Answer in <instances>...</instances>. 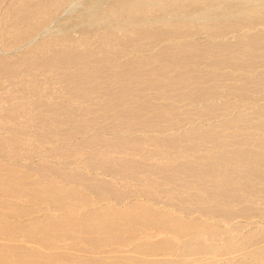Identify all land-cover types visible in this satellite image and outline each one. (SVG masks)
<instances>
[{"label": "bare ground", "instance_id": "bare-ground-1", "mask_svg": "<svg viewBox=\"0 0 264 264\" xmlns=\"http://www.w3.org/2000/svg\"><path fill=\"white\" fill-rule=\"evenodd\" d=\"M85 2L88 3L89 6L85 9L86 10L85 13L82 11L84 14L78 16L80 26H82L85 29L89 28L90 26L103 27L104 29L102 30L100 37L108 45L112 44L113 47L115 46L113 45L114 42H117V39L119 36V35L118 36L116 35L117 37L115 36L114 31L116 30H119V31L122 30L123 32H128L132 34L131 35V37L133 36L131 38L132 40L124 39V40H128L127 44H130L129 41L139 43L140 42L139 40L142 41L145 39L144 42L142 41L143 42L142 46L144 47L145 41L146 43L148 41H151L153 43L152 40H149L150 38L154 39V37L155 38L158 37L159 39V37H163L165 35L169 36L171 35L170 34L171 31L178 33V35H175V36H179L181 31H184L185 29L187 31V29L189 30V28H192V27H197L201 33L202 32H205V33L212 32L216 35L219 34V36L221 37L223 33L225 34L226 32L228 33L231 30V28L228 29L229 31L228 30L223 31L221 29L223 28L226 29L225 27L231 26L232 24L240 28L243 27L241 29H247L244 27L251 28V26L253 25H263L264 26V0H89ZM0 3H1V0H0ZM65 3H66V0H15V2L13 1L12 3L13 19L12 20H15L16 22L13 23L12 28L14 29H12L9 33L15 37L16 36H22L24 38L26 36L28 37L27 39L20 38V39H23L21 41L17 39L19 40V42H21L20 45L17 44L18 46L15 43L16 46L15 45L8 46L6 48L0 47V64H2L1 72L2 73L4 72V74H6L7 72L15 71L14 73H12V77L14 79L18 78V84L20 83V85H23V87H21L18 90L19 93L17 92L16 94L15 92L11 94L12 97L17 98V102L12 103L11 105L7 104V102L5 103H3V101L0 102V111L2 112L0 116V132H6V133L8 132L11 134L13 133L14 135L17 134L16 137L23 136L22 138L31 139L32 141H34L36 145H40V146H46V145L50 146L53 143L52 140L59 138V137H68L74 134L86 133V131L88 132L87 130L88 126L87 127L84 126L83 123L85 122L89 123L90 119L92 120V118L95 117L94 115L92 118L87 116L88 114L89 115L92 114V110L94 107H92V110L90 107H88L87 109L85 108L86 107V103H85L83 109H81L80 107V108H77L76 110L75 107L70 106L74 108L75 109L74 110L68 106V103L75 101V99H82V98H86V101L87 99L89 101L90 98H91L90 100H92L94 99L93 96L96 93L98 94L99 90H102L101 96H104L105 100H109V99H106V97L110 98L111 102H112V99H114L116 103L112 105L116 106L120 102V100L126 98L128 94L131 95L132 87H134L132 83L133 79H140L142 75H145V76L147 75L146 77H149L151 80V81L148 80L151 83V85L150 83L147 84L151 87L149 86L147 87L144 85L145 87H147L145 89L143 86V88L145 89V92L147 90L149 91L152 90V91H157V92L159 91L158 93H161L162 96L164 95V98L169 97L168 94L172 95L170 92H175L173 93L174 95L173 99L176 98L177 100L178 98H180L179 101H185L193 97L194 99L192 98L191 101L196 100L195 102H197V100H199L200 102H203L202 100H204L205 102V101H208L209 99L216 97V95H220L222 93L227 92V91H224L221 93L219 91L220 92L219 94V92H217L218 90H215L216 93L218 94L216 93L214 94L213 91L211 92V90L210 91L207 90L208 87L209 88L216 87L214 84H212L211 86L209 81H216V79L220 78V75L218 74L216 76L212 74L209 78H204L205 76L207 77L208 75V74L206 75V72L203 71L205 73L204 74L205 76L202 77L199 75L200 72L203 73L202 71L199 72L198 70H196L199 73V74H196L197 72L195 71V69L193 70L192 68L191 70L196 72L195 73L196 77H194V74H193V77L196 79L192 82V84L197 85L192 90H190L192 88V84H190L191 82L187 83L188 89H186L187 88L186 85L184 87L183 86L181 87V85L184 84L185 81L191 80V79H188L187 77H184V75L188 74L189 71L187 73H184L182 71L179 72L180 70L179 71L177 70L178 73L180 74L176 73L177 72L176 71L175 72L176 74L174 75L172 74L170 76L168 75L169 71L166 70L167 67H169L170 69L171 68L170 66L172 65H177V64L179 65L183 61L182 59L186 54L192 55L191 52H194L196 50L202 51L204 45H206V43L208 42L206 41L204 45L202 44L203 42L202 43L199 42L198 44H194L195 42H191L188 44L180 43L178 44V46L177 45L175 46L177 48H174L176 51H178V53L173 48L172 50L164 46L163 48L161 47L162 48V50L160 49L161 52L156 51V54L159 53L158 55L155 54L156 56L154 57L152 56L150 59H146V60H141V59L132 60L131 59L127 61V63L125 62L126 64L122 63L125 66L123 69L116 68L117 70H115V68L113 69V67H111L113 70H106L107 67L110 68V65H108L107 67L105 66L106 68L103 65L102 67H99V68L87 70L86 69L87 64L85 63L87 61L89 62L91 59L87 60L86 62L84 61L85 63L83 62L84 64L82 63L83 65L81 66H79L77 62L76 65H78L79 67L76 66V69L78 68L79 71L84 70L85 72L81 75V77H79L76 80L75 83H73L74 86L72 88L67 89V90L65 89L66 92L62 88V90L65 93L62 92V90L58 91V92H62L63 96L61 97H65L67 98V100L66 99L64 100L61 98L63 101L59 103V101L61 100L59 98L60 100L57 99L58 102H54L53 100L54 95L50 93L51 97L47 96V99L49 98L51 99V101L43 102V100L45 99L44 93L40 92L36 87H33L35 84H37L35 82L37 80H34L32 76L33 75L40 76L39 74L43 72H50V73L52 72L56 74L57 76L61 75L63 78L68 77L69 78L68 81H69L70 80V76L68 74L69 71L67 72L66 69L67 67L73 65V63L78 59V57L75 56V54L74 55L70 54L71 53L70 51H69L70 53L68 51L60 52V53L54 52L51 55L46 54L48 57L46 56L43 62H38L39 64L38 63L33 64V63H30V61L28 62L26 60L12 61L10 60V58H12V55L15 54L16 52L18 53L19 49L22 48L23 45H27V47L29 45H32V47L37 49V51L45 52V51H48L50 48L53 49L56 45H60V43H63V44H65L64 42H66L67 44L73 43V42L75 43L76 41L74 40L72 41L71 38L70 40L68 39L67 37L68 34L65 30H63V28L62 29L57 28L54 30L52 29L53 27L51 28L49 24H47L49 20H52L53 16H55L54 13L60 10L63 6H65L64 5ZM62 10H65V8ZM1 17L2 16L0 15V18ZM56 17H59V16H56ZM6 23H7L6 21H5V24L3 23L4 26L6 25ZM19 27L22 28L23 30L22 29L20 30ZM253 27L251 29L254 30ZM50 28L52 30H50ZM197 28H196V31H198ZM159 29L160 31H157ZM262 29H258V30L262 31ZM231 31L234 34L235 32H238L240 30H231ZM241 31L244 32V33L242 32V35L237 34L238 35L237 37L241 36L239 42L238 40H236L237 41L236 43V41L233 40L232 42L235 41V43L232 44V42L230 41V44H229L228 42L229 38L227 40H222L219 44H216L217 43L216 42L215 43L216 45H211V42H209L210 44L209 47L207 46L208 45L207 44L206 45L207 47L205 46L204 50L206 48L209 49L211 46H213L211 47V51L208 50L209 52L207 53L212 52L213 51L212 48H214L215 53L217 51H219L220 53V51L224 48L225 49L227 48L228 51L230 50L231 53H233L232 51L234 50L236 51V49L238 50L240 48H244L248 46L250 47L249 49H252L251 45L246 46L247 43L252 42L251 40L249 41V39L252 38L251 35L247 36V33L245 32V30H241ZM1 32L2 30L0 31V33ZM87 32H84L83 34L82 33L81 34L85 35V33L87 34ZM174 32L172 34H174ZM259 32L258 34L260 35L261 33ZM183 33H181V35L186 36L188 33H190V30L189 32H186L185 34ZM229 33L230 35H232L231 32ZM249 33L251 34L252 32H249ZM262 33H264V31ZM96 34H99V33H96ZM122 34L124 35L126 33H122ZM254 34L255 33H253V35ZM187 36H192V35L189 34ZM253 37L254 39H256V38H259L260 36L255 38V35H254ZM125 38H128V37L125 36ZM261 38L264 41L263 37ZM254 39L253 41H257V39L256 40ZM119 40H121L120 41V45H121L124 41L122 42L123 39H118V41ZM167 40H170V39H167ZM84 42H81L83 46H84ZM150 43H147V45ZM79 44L78 46H81ZM21 45L22 47H19ZM68 45H71V44H68ZM117 45H119V43H117ZM123 45L126 46V44H123ZM140 45L141 44H139V46L137 47H140ZM147 45L145 46L149 48V46ZM72 46H74V44ZM112 46H110V49ZM131 46L133 47V45ZM255 46H257V43L254 44V47ZM128 47L130 48V46ZM137 47L135 46L134 48H137ZM152 47L153 46L151 45V48ZM140 48L141 49L139 50H142V49L143 51L146 50L142 47ZM260 48L264 49V43H262V46ZM215 49L217 50L215 51ZM148 50H150V48ZM224 50H223V53H224ZM247 50L246 52L249 51ZM253 50L255 51V48H253L250 51H253ZM134 51H137V50H134ZM240 51L242 50H239V52ZM246 52H244V49H243V52L242 53L240 52V53L243 54ZM196 53L192 55V56L195 55L194 59L196 57H199L201 54V53L200 54L197 53L198 55L197 56ZM207 53L205 55H207ZM261 53H263L262 55H264V52H261ZM87 54L90 55V52H88ZM87 54H84V55H87ZM210 54H209V57L211 55H216L214 53L211 55ZM249 54L251 55L252 52L251 53L249 52ZM256 54L257 53H254L253 55L255 56ZM81 55H78V56L80 57ZM259 55H260V52L259 54H257V56ZM234 56L236 57V55H233L231 57L232 60L233 59L235 60ZM218 57L220 58V55ZM239 57L241 58V56H238V58ZM261 57L264 58L263 56ZM84 58L85 57H83L82 59ZM226 58L227 57L224 56L225 60ZM206 59L209 60V58H206ZM206 59L205 61L207 62ZM222 59L220 60L218 59L217 61V58H216L215 61L213 60L214 62L210 60L207 62V64L204 63L205 61L204 62L202 60L200 61H202L206 65H208V63L212 61V64L210 66L212 65L219 66L220 64H222L224 60ZM157 60L159 62H156ZM227 60L224 61L223 63L228 64L227 62H229L230 60L229 61ZM117 61L118 60H115V62ZM196 61L198 63L200 62L199 60H196ZM245 61L246 59L245 60L243 59L241 63ZM256 61L253 60V62H256ZM234 62H237V61H234ZM234 62L231 63L233 66H230V67L234 68L237 66L236 63H235L236 66L233 64ZM253 62L252 63L245 62L246 64H243V63L242 64L243 66L245 65L244 67H246L248 64H251V65H248V68L252 66L254 67V64H259L260 66V63H261L260 61H259L260 63H257V62L253 63ZM122 64L120 66L121 68L123 66ZM22 65L27 66L26 67V69H28L27 72H24V73H19L20 71L17 72L18 70L17 67L22 66ZM229 65L230 63L228 64V67ZM239 65L238 67L241 66ZM217 66L216 67L214 66V67L217 68ZM223 66L224 64H222V67ZM163 67H164V71H162ZM182 67H185V66H182ZM194 67H195V64H194ZM219 67L221 68V66ZM177 68H175L174 71ZM72 69L75 71L74 68ZM184 69H186V67ZM172 70L170 71L172 72ZM237 70H240V69H237ZM34 72H36V74H34ZM247 72L249 71L247 70ZM72 73L73 72H71L70 74ZM207 73H210V72H207ZM263 73L264 72L261 73L263 76L260 73L258 74V75H261V77L257 76L256 74L255 76L256 78L254 79L252 78V80L250 81L247 80L249 79V77L247 78L246 75H244L247 79H245L244 77L243 81L245 80L248 83L247 85L248 86L250 85L249 87L251 86L253 87L254 85L259 86L258 84L261 85L262 83H264ZM78 74H80V72ZM166 74L168 75V77H166ZM225 74L226 73L223 72V75ZM227 74L231 75L230 72ZM28 75L30 76V78L25 79V80L21 79L24 76H28ZM48 75H51V74H48ZM197 75L199 76L197 77ZM225 76H229V75H225ZM225 76H223L224 79H225ZM232 76L233 75L229 77H232ZM237 77L239 78L240 76L238 75ZM60 78L61 77H59V79ZM143 78H141V80ZM198 78H199V81H197ZM233 78L238 80V78H236L234 75V77L230 78V81ZM63 80L64 79H62V81ZM240 80H242L241 77H240ZM218 81L220 80L218 79ZM232 81L234 82L235 80H232ZM124 82H126L127 84V85H124V87L116 86L114 88H111L110 86L112 85V83H115V85H119L118 83H124ZM140 82H143V81H139V83ZM216 82H212V83H215L217 85ZM246 82L242 86V89L246 85ZM225 83L224 84L222 83L223 85H225V87L221 85L224 88H222L221 86L217 88L225 89L227 87L226 89L228 90L229 83L228 84L227 83L225 84ZM188 84L191 85L190 89H189ZM67 85H70V84H67ZM219 85L220 84L218 83V86ZM232 85L233 84H231L230 86ZM233 87L234 88L237 87V84H235ZM233 87L231 88L234 89ZM144 89L140 87V89L136 90L137 93L135 94L133 93L132 96L135 95V97L139 98V100L142 99ZM234 91L231 90L230 93L229 92L228 93L231 94V92L233 93ZM157 92L155 96L158 97L159 100L160 98L164 100L162 96L161 97L159 96L161 94L157 96ZM56 93L54 91V94ZM190 93H192L191 97L189 98L187 97L188 99L186 98L184 100L185 96L187 95L190 96L189 95ZM150 94L153 95V93L148 92V95L150 97H151ZM241 95H242V92H241ZM59 96H60V93H59ZM101 96L98 98L99 100L101 99L100 101L98 100L97 102L98 104L99 102H102L104 100ZM181 97H182V100H181ZM18 99H19V102H18ZM131 99H125L122 101L123 103L121 102L120 103L121 105L122 104L125 105L124 102H131ZM90 102L91 101H89L88 103L91 105ZM137 102H140V101H133L131 102V104L132 103L137 104ZM151 102L153 101H147L146 103L140 102V104L138 105H132L125 109L122 108L123 110L120 109L121 111L116 110V111H119L117 112V115H119L122 120H125V122L126 121L129 122V123L127 122L126 124H124V125L128 124V126L127 127L125 126V128L127 129L131 128L132 130L133 129L137 130V128L135 127V124L139 125L143 123L144 125L142 124V128H139L138 130L144 131V128L146 127V125L148 128L149 127L155 128L158 124H160L159 122H163L164 124L165 122L169 123L168 120H174L177 117H178L177 121L181 119V116L183 114L181 110L179 113H182V114H179L177 112H174V113L172 112L170 114H168L169 112L168 113L167 112L166 113L156 112L152 116H149V114H151L154 111L153 106L150 107L149 104H147V103H150L151 105ZM81 103H83V101H81ZM105 103L107 104L108 102L106 101ZM209 103L211 102H208V106H206L205 108L201 106L202 108H204V110H208V112L203 113V115L200 113L203 110H201L200 108H199L200 110L198 109L199 110L198 113L202 115L200 117L205 118L207 120H213V119L218 120L222 118L224 114L216 110L219 104L217 103L218 105L216 106L214 105V103L210 105ZM223 103L221 104V106H224ZM75 104H76V101H75ZM94 104L92 106H95ZM109 105L110 106L108 109L110 111H113L112 109H110L112 105L111 104ZM225 105H228V103L227 104L225 103ZM157 106L159 107V103H157ZM229 106L230 104L228 105V107ZM158 107H157V110H158ZM170 107L169 109L171 110L172 109L176 110L177 108V106H172L176 108H170ZM102 108L101 110L99 109L98 110L102 111ZM165 108H167L166 104H165ZM165 108H162V109H165ZM223 108L226 109L225 106ZM185 109L186 108H184V110ZM96 110L97 109L95 108V112ZM190 111L189 110L187 111L188 114L191 113ZM103 113H105V110L103 111ZM115 113L113 112V114ZM97 114H96V117H98ZM99 114L101 113L99 112ZM111 114L109 116H111L112 118L113 114L112 115ZM194 115L198 116L197 113L196 114L192 113V116ZM226 115H229V114H226ZM104 116H107V115H104ZM114 116L119 118V116H116V115ZM85 117H87V119ZM184 117L187 118L189 116L187 115ZM84 118L88 121L84 120ZM189 118H192V117H189ZM195 118L196 117L194 116V119ZM254 120H264V108L260 112L255 114V116H249V115L240 113L236 115L233 119L231 118V120L229 121L222 120L221 123H218L215 125L212 124L211 126L230 128V127H237V126L244 124L245 122L254 121ZM122 122L120 121L118 123L120 124ZM138 122H142V123H138ZM113 123H115V121ZM167 123H166V127L168 128V126L171 127L173 124L178 123V122H175V123L172 122V125H169V124L167 125ZM179 124L178 125L176 124V126L178 127ZM121 125L122 124H120V126ZM174 126L175 125H173V127ZM166 127L164 129H166ZM194 131L200 132L201 130L199 128H196ZM186 132H189V130ZM247 133L249 136H251V134L254 135L255 133L264 134V128L262 130H252L251 132H247ZM247 133L246 132L245 133L243 132L235 133L237 135L234 134L233 137H231V139H227L228 137L226 138L199 137L195 139L193 137L190 138L187 136L183 137L182 139H168V140H165L164 143L154 144L153 145L154 149H149L150 151L143 152V154L141 155L138 154L137 152L138 157L136 156L133 157L135 155V154L133 155V153H127L126 157L121 156V158L118 157L119 159L107 157L102 160L101 162L102 168L103 167L107 168L111 172L121 176L120 178L125 183H134V186L138 187L139 190L143 193V195H145L152 201V204L139 202V201H129L127 205H125L124 207L123 205L121 207H113V206L97 207V208L91 207V203L89 204L87 202L88 200L84 199L81 196V192L79 190L78 192L77 189L73 187L72 188L65 187L64 185L60 183V180L58 181L57 179H52V178L51 179L50 178L40 179L35 176L38 174L44 175L45 172H49L51 174L56 173V175L58 176L59 175L62 177L64 176L68 182L69 181L75 182V180H79V179L86 181L89 183V186L92 187V189H94V191L97 193V197L100 202H108V203L116 204V203H120L124 201L128 196H126V194L120 190H117V189L114 190L113 188H110L109 186L105 185L106 183L103 184L104 182H102L99 179L79 178V173L77 172L72 173V174L66 173V175H64L65 174L64 173L61 175L60 172L58 171L49 170L46 168L44 169V168H41L42 166L40 168L38 166H33L30 168L27 167L28 169L22 170V169L17 168L20 166L15 167V166L8 165L7 162H6L7 164H4L0 161V240L8 241L6 243H4V241L0 242V264H171L174 262L178 263L180 261L179 258H182V257L183 258L181 261L185 262L184 264H251V262L248 260H245V259L237 260L238 258H235L237 256H243V255H248L255 260L264 261V232H262L261 234L257 236H255L254 233L249 232L247 233L246 236L234 242H232L231 238L227 237L225 239H222L221 247H217L216 245H213V244L212 245L203 244L201 240H198L197 242H194V240H189V242H187L186 238H189L192 236H199L201 235V233H204V232H206L208 237L216 241L218 234L220 236L222 232L226 234L227 231L221 230L220 227L214 222L204 223V222L199 221L200 219L197 220L196 218H192L190 221H185L182 219L183 218L182 216L174 215L173 213H169L166 210H164V208L156 207L158 206L159 202L162 203L160 201L161 199L164 200L165 198H168V200H171V201L176 200V202L180 204L178 206H175V208L178 209L179 212L188 213L189 211H198V212H201L206 218H210V219L219 217V218H222L228 221H232L234 218H239V219L247 218L246 220H249L248 218H252L254 215L256 216V214H254V212H252V210H250L249 207L247 206L246 207L244 206L245 208L243 207V208H234V209L233 208L232 209L230 208L221 209V206L236 205V204H241L245 202L243 201V199H241L242 195L250 196V199H251V197H253L252 195H255V193L256 194L259 193L261 194L260 196L261 199H259L261 201L258 200V202L260 203L264 202L262 201L264 199V171L263 169L262 171L257 170L258 168H261V167L264 168V137L263 138L261 137L262 139H258L259 137L256 138L253 136L254 139H250V137L248 138V136H245L247 135ZM11 138L12 137L8 135L7 136L0 135V148L3 149L7 145H13L10 143H14L15 141H12ZM18 143L20 144V141ZM206 143L212 144V147L209 146V148L203 149V147H208V146H204ZM19 144L17 145V147L19 146ZM234 146H237V148H232ZM170 148L179 149L178 152H180V154L187 155V156L189 155V156L187 157V159L186 157H178V156L171 157L169 154L170 153L169 150H172V149ZM166 149H169L168 150L169 153ZM142 150L143 149L136 150V151H139L140 153V151ZM5 152H7V150ZM9 153L10 151L8 152V154ZM171 153H175V152L171 151ZM16 154H19V153H16ZM62 154L67 155V156L64 155V157H69L68 153H62ZM62 154H58L57 152H55L53 156L61 157L63 156ZM23 158H25V156L22 157V159ZM137 158H139L140 160ZM156 158H160L162 159V161L152 163V161ZM68 160L70 159L68 158ZM68 160H66V162H68ZM86 162L89 163V161H86ZM14 164L15 163L13 162V165ZM228 164H230L231 166L233 164L237 166L243 165L244 167L248 165H252L255 167L251 169V171H250V168L249 169L247 168V170L250 171L248 172L247 170H245L247 171V173L243 170V172L245 173L232 174V173L227 172V170H222V169H225V167L228 166ZM134 175H136L139 178H135ZM62 177H59V178H62ZM164 181H168L167 182L168 184H171V182L179 183L176 185L180 186L182 190H179L180 191L179 192L178 189L176 188V191H175L174 190L175 188L173 186H169L172 189L169 188L170 190L168 189L169 191H167L168 187L166 186V189L164 192V187H165L164 184L166 183V182L164 183ZM175 183L172 185H175ZM258 185H260L261 188L259 186V189L257 190L256 188H258ZM171 190H174V191H171ZM256 198H259V197H256ZM84 200L86 202H84ZM27 201H30V202L34 201V203L35 201H39L41 203L47 204V206L51 208L52 210L61 211V212L67 209L83 208L84 210L79 211L77 213L69 212V211L63 212L57 216L49 215L47 213L38 214V211L35 208V206L32 208H28L27 206L20 205L22 203H26ZM253 201L254 200H252V202ZM154 202L156 203L154 204ZM254 202H257V200ZM187 205H196V206H192L193 208H186L188 207ZM261 212H259L261 213V215L257 214L259 215L257 217H261L263 219L264 211H261ZM251 214H254V215L252 216ZM146 228L154 229L158 232H167L168 234H171L172 237L174 236L175 238H178V239L180 238L181 240L182 239L184 240L178 247L174 245L175 242L173 240H166V239L164 240V238L163 239L161 238L159 240H156V239L152 240L150 236L148 237V234L144 233ZM239 229L240 227H235L233 230L239 231ZM21 238H23V240H21ZM65 240H69L70 242L72 241L73 243H68V244H63V245L59 244L60 242H63ZM74 241L77 242V244L74 243ZM68 246H70V248H68ZM86 246L92 248L95 251L81 250L82 248ZM176 250H178L179 252L177 251V253L181 255L179 258H177L178 261L174 260L173 257H171L177 254ZM245 251H248V252L246 253ZM158 255H162V257L164 258L153 257V256H158ZM194 255L197 259H192V260L190 259V261L188 260L189 258L187 259L188 261L185 259V257L187 256L193 257ZM167 257L170 260L166 259ZM202 258H205V259H202ZM175 259H176V256H175Z\"/></svg>", "mask_w": 264, "mask_h": 264}, {"label": "rangeland", "instance_id": "rangeland-1", "mask_svg": "<svg viewBox=\"0 0 264 264\" xmlns=\"http://www.w3.org/2000/svg\"><path fill=\"white\" fill-rule=\"evenodd\" d=\"M13 1L15 2V0H1V3H0V15L2 16L0 19V31L2 30V32L0 33V47H4V48H6V47H8V46H14L15 45V43H16V45L18 44V45H20L21 44V42H19V40L21 41V40H23V39H27V37L28 36H26L25 38L24 37H22V36H13V35H11L9 32L12 30V29H14V28H12L13 27V23H15L16 21L15 20H12L13 19V11H12V3H13ZM85 1H89V0H66V3L64 4L65 6H63L60 10H58V11H56L55 13H54V15L55 16H53V19L52 20H49V22L47 23V24H49V26L52 28V29H57V28H60V29H62L63 28V30H65L66 32H67V37H68V39L70 40V38L72 39V41L74 40V41H76L75 43L73 42V43H68V44H71V45H68L66 42H64L65 44H63V43H60V45H56L53 49H49L48 51H45V52H39V51H37V49H35L34 47H32V45H29L28 47H27V45H23V47H22V45L21 46H19V47H22V48H20L19 49V51H18V53L16 52L15 54H13L12 55V58H10V60H12V61H16V60H26V61H30V63H33V64H35V63H38V62H43L44 61V58L47 56V55H51L52 53H54V52H69L70 54H72V55H74L75 54V56H77L78 57V59L73 63V65H71V66H69V67H67V69H66V71L68 72L69 71V76H70V80L68 81V77H62L61 75L59 76H57L56 74H54V73H50V72H43V73H41V74H39L40 76H38V75H33L32 77H33V79L34 80H37V81H35L37 84H35L33 87H36L40 92H42V93H44V100H43V102H45V101H51V99H47V96H49V97H51L50 95L51 94H53L54 96H53V100H54V102H58V100H60L61 98L62 99H66L67 100V98H65V97H61V96H63L62 95V92H64L63 90H67V89H70V88H72L73 86H74V84L73 83H75L76 82V80L79 78V77H81V75L85 72L84 70H82V71H79L78 70V68L76 69V66L77 67H79V66H81V65H83L87 60H90L89 62L87 61L85 64H87V67H86V69L88 70H92V69H95V68H99V67H102L103 65H104V67L106 66H108V65H110V68L111 67H113V69L115 68V70H117L118 68L119 69H123L125 66L123 65L125 62L127 63V61H129V60H134V59H141V60H146V59H150L152 56L154 57V56H156V55H158L159 53H157L156 54V51H160V49L162 50V48L164 47V46H166V47H168L169 49H174V48H177V47H175L176 45L178 46V44H180V43H191V42H195L194 44H198L199 42L200 43H202L203 45H204V43L206 42V41H208L207 43H206V45L209 47V42H211V45H216V44H219L222 40H227L228 38V42H229V44H230V41L232 42L233 40H238V42H239V40H240V37L241 36H239V37H237L238 35H242V32L243 31H241V30H245V32L247 33V36H250L251 35V37L254 39V35H255V38L256 37H259V38H256L257 39V41H253V39L251 38V37H249V38H251V39H249V41L251 40L252 42H250V43H247V45L246 46H248V45H251V48L253 49V48H255V51L253 50V51H250V50H252V49H249L250 47L248 46V47H244V48H240V49H236V51L235 52H239V50H242V51H240L241 53L243 52V49H244V52H246V50L248 51V52H246V53H243V54H241L240 52L238 53H235L234 51H232L233 53H231V51L229 50H227V48L224 50V49H220L221 51H220V53H219V51H217L216 53L214 52V48H212L213 49V51L212 52H210L211 54H216V55H211L210 53H207V52H209V51H211V47H213V46H211L209 49H205L204 50V47L206 46V45H204V47H203V50L202 51H198V50H196V51H194L195 53L197 52V53H201L202 54V56H201V54H200V56L199 57H196L195 59H194V56H192L193 54H195L194 52H191L192 53V55L191 54H186L184 57H183V61L181 62V63H185V65H184V63L183 64H177V65H172V66H170L171 68L169 69V67H167V71H169L168 72V75L170 76V75H174V74H176V73H178V71L179 72H184V73H187L188 71L190 72H188V74H190V75H188V74H183L184 75V77H187L188 79H191V80H187V81H185V83L184 84H182L181 85V87L183 86H185L186 85V87H187V83L188 82H191L190 84H192V82L196 79V78H194V77H196V75H195V73L197 72L196 70H198L199 72L200 71H204V72H206V75H207V77L204 75L205 73L203 72V73H201L200 72V74L197 72L196 74H199L200 76H202V77H204V78H209L212 74H214L215 76L218 74V75H220V78H222V79H220V78H218L220 81H218V79H216V81H209L210 82V84H211V86H212V84H214L216 87H214V85H213V87L215 88H207V90L208 91H210L211 90V92L213 91L214 92V94L216 93V91L215 90H218L217 92H224V91H227L226 93H222V94H220V92H219V94L220 95H216V97H214V98H212V96H211V98L212 99H209L208 101H205L204 102V100H202L203 102H200L199 100H197V102H195L196 100H194V101H191L192 100V98H189V97H191V94L192 93H190L189 95L190 96H185V98H184V100L187 98L188 100H185V101H179L180 100V98H178L177 100H176V98H174L173 99V97H174V95H173V93H175V92H170L172 95H170V94H168L169 95V97H166V98H168V99H166V98H164V95L162 96V94L161 93H158L157 91H149V90H147L146 92H145V89L149 86V85H147V84H149L150 82L148 81V80H150V78L149 77H146L145 75H142V77L141 78H143L142 80H141V78L140 79H133V81H132V83H133V86L134 87H132V93H131V95H127V97L126 98H124V99H122V100H120V102L121 103H123L122 101L123 100H125V99H131V102H133V101H140L141 103H146L147 101H153V102H151V105H150V103H147V104H149V106L150 107H152L153 106V108H154V111L151 113V114H149V116H152L154 113H158V112H164V113H168V114H170V113H174V112H177V113H179L180 112V110L182 111V113L184 114V112L186 111H190L191 113H189L188 114V112L186 113L185 112V114H184V116H189V117H192L193 118V120H192V118H189V117H187V118H185L184 116H183V114L182 113H179V114H182V116H181V119L183 120H181V119H179L178 121H177V118L176 119H174V120H168V122L169 123H167V122H165L164 124H163V122H159L160 124H158L155 128H148L147 127V125H146V127L144 128V131H139L138 129L139 128H142V122H138V123H142V124H135V127L137 128V130L136 129H131V128H129V129H127V128H125V126L127 127L128 126V124L127 125H124V124H126L128 121H126L125 122V120H122L121 119V117L119 116V115H117V112H119V111H121V110H123V109H125V108H128V107H130V106H132V105H138V104H140V102H137V104H131V102H124L125 103V105H121V103L119 102L118 104H119V106H118V104L116 105V106H114V105H112V104H114V103H116L115 101H114V99H112V102H111V99L110 98H108V97H106V99H109V100H105V97L104 96H101V92H102V90H99L98 91V94L96 93L93 97H94V99H92V100H90L89 99V101H91L90 103H91V105L88 103L89 101H88V99H87V101H86V98H82V99H75V101H76V104H75V101H72V102H67L68 103V106L70 107V106H72V107H75V109L77 110V108H80L81 107V109H83L84 108V105H85V103H86V107L85 108H87L88 109V107H90L91 108V110H92V107H94L93 108V110H92V114L91 115H87L88 117H90V118H92L93 117V115L96 117V114L98 113L99 114V112L101 113V114H97V116L98 117H96V119H95V117L94 118H92V120L90 119V121H89V123H87V122H85V123H83L84 124V126H88L87 127V130H88V132L86 131V133H82V134H74V135H71V136H68V137H59V138H56V139H53L52 140V144L49 146V145H46V146H40V145H36L35 143H34V141H32L31 139H27V138H22L21 136H18V137H16V135H14L13 133L11 134V133H6V132H0V135H2V136H10V137H12L11 138V140L12 141H15L14 143H10V144H13V145H7L6 147H4L3 149H5V150H3L2 148H0V161L2 162V163H4V164H7L8 163V165H11V166H15V167H17V166H20V167H17V168H19V169H28L27 167H33V166H38L39 168L41 167V168H46V169H49V170H55V171H58V172H60V174L62 175V174H64V175H66V173L67 174H72V173H75V172H77V173H79V178H88V179H99V180H101L102 182H104L103 184H105V185H107V186H109L110 188H113L114 190H120V191H122V192H124L125 194H126V196H128L124 201H122V202H120V203H116V204H113V203H108V202H100L99 200H98V197H97V193L94 191V189H92V187H90L89 186V183L88 182H86V181H83V180H75V182L73 181H67V179L63 176H58V175H56V173L55 174H51V173H49V172H45L44 173V175L43 174H38V175H36L35 177H37V178H40V179H57L58 181L60 180V183L62 184V185H64L65 187H70V188H75V189H77V191L79 190L80 192H81V196L84 198V199H86V200H88L87 202L90 204L91 203V207H107V206H113V207H121L122 205H123V207L125 206V205H127V203L129 202V201H139V202H144V203H148V204H152V201L148 198V197H146L145 195H143V193L139 190V188L138 187H136V186H134V183H125L120 177L121 176H119V175H117V174H115V173H113V172H111L109 169H107V168H102L101 167V165H102V160L104 159V158H107V157H109V158H121V156H125L126 157V155H127V153H133V157H138V154H143V152H148V151H150L149 149H154V147H153V145L154 144H156V143H164V141L165 140H168V139H182L183 137H193V138H195V139H197V138H199V137H218V138H221V137H223V138H226V137H228L227 139H231V137H233V135L235 134V133H239V132H243V133H247V132H251L252 130H262L263 128H264V120H254V121H249V122H245L244 124H242V125H240V126H237V127H230V128H227V127H212L211 125L213 124V125H215V124H218V123H221L222 122V120H224V121H229V120H231V118L233 119L236 115H238V114H246V115H249V116H255V114H257L258 112H260L263 108H264V83H262L261 85L260 84H258L259 86H251V87H249L247 84V82L244 80L243 81V79H244V75H246V77L248 78L249 77V79H247L246 77H245V79H247V80H252V78L254 79V78H256L255 76H256V74H257V76H260L261 77V73L262 72H264V58H262L261 56H263L264 57V55H262L263 53H261V52H264V49H261L260 47L262 46V43H264V41L262 40V38L261 37H263V39H264V36H262V35H264V33H262L263 31H264V26L263 25H253V26H251V28L253 27L254 28V30L253 29H251L250 27H244V28H247V29H241V28H243V27H238V26H234V24H232L231 26H227V27H225L226 29H221V30H223V31H227L228 29H230L231 28V30H240V31H238V32H235L234 34L232 33V31L230 30H228L229 32H231V34L232 35H230V33L228 32H226V34L225 33H223L222 35H221V37L219 36V34H217L218 35V37H217V35L216 34H214V33H212V35H211V33H205V32H200L199 31V29L197 28V27H192V28H189V30H190V33H188L187 35H192V36H185V35H181V33H183V32H189V30L187 29V31H186V29L184 30V31H181V33H180V37L179 36H175V35H178V33H176V32H174V31H171V35H169V36H163V37H159V39H158V37H154V39L152 38H150L149 40H152L153 41V43L151 42V41H148L147 43H150V44H148L147 45V43H146V41H145V45H147V46H149V48H150V50H148L149 48L148 47H146L145 45H144V47H146V48H144L143 46H142V44H143V42H144V40H139L140 42L139 43H135V42H133V41H129L130 42V44H127V41L128 40H132L131 38L133 37H131V35L132 34H130V33H128V32H123L122 30H116V31H114V34H115V36L117 35H119V36H121V37H119L118 36V39H123L122 40V44L120 45V41L121 40H119L118 41V39H117V42H114V44L113 45H117V43H119V45H117L116 47L114 46H112V44H110V45H108L107 43H105L102 39H101V33H102V30L104 29L103 27H99V26H96V27H93V26H90L89 28H83L82 26H80V24H79V18H78V16L79 15H82V14H84L85 12H86V8L89 6V4L88 3H86ZM10 3V4H9ZM86 3V4H85ZM10 5V6H9ZM86 5V6H85ZM9 7V8H8ZM72 7V8H71ZM84 7V8H83ZM65 8V10H62V9H64ZM76 9V10H75ZM81 10V11H80ZM59 11H61V12H59ZM84 13H83V12ZM67 12V13H66ZM8 13V14H7ZM3 14V15H2ZM5 14H6V16H5ZM71 15V16H70ZM56 16H59V17H56ZM76 16V17H75ZM6 18V19H5ZM9 18H10V20H9ZM55 18H57V19H55ZM75 18V19H74ZM5 19V20H4ZM8 20V21H7ZM54 20V21H53ZM68 22H67V21ZM5 21L7 22L6 23V25L4 26V24H5ZM66 23H64V22ZM70 22V23H69ZM4 23V24H3ZM67 23H69V24H67ZM10 26H9V25ZM74 24V25H73ZM65 25V26H64ZM8 26V27H7ZM57 26H59V27H57ZM75 26V27H74ZM77 26V27H76ZM259 26H261V27H259ZM6 27V28H5ZM10 27H11V29H10ZM55 27V28H54ZM72 27V28H71ZM98 27V28H97ZM233 27V28H232ZM256 27V28H255ZM8 28V29H7ZM50 28V30H52ZM65 28V29H64ZM68 30H67V29ZM71 28V29H70ZM95 28V29H94ZM196 28H197V30L198 31H196ZM250 28V29H249ZM263 28V29H262ZM5 29V30H4ZM19 29L21 30L22 28H20L19 27ZM79 29V30H78ZM193 29H195V30H193ZM248 29H249V31H248ZM258 29H262V31H260V30H258ZM4 30V31H3ZM16 30H18V29H16ZM23 30V29H22ZM49 30V31H50ZM252 30V31H251ZM255 30H256V32H255ZM82 31V32H81ZM88 31V32H87ZM157 31H160V29L159 30H157ZM194 31H196V32H198V33H196V32H194ZM260 31V32H259ZM83 34L84 32H87V34L85 33V35H82L81 33ZM174 32V34H172ZM234 32V31H233ZM240 32V33H239ZM249 32H252L251 34L249 33ZM258 32L259 33H261L260 35L258 34ZM70 33V34H69ZM96 33H99V34H96ZM122 33H126V34H122ZM185 33H183V34H185ZM244 33V32H243ZM253 33H255L254 35H253ZM8 34V35H7ZM9 34H10V36H9ZM238 34V35H237ZM249 34V35H248ZM256 34H258V35H256ZM4 37H3V36ZM80 35V36H79ZM226 37H224V36ZM234 35V36H233ZM12 36V37H11ZM116 36V37H117ZM125 36L126 37H128V38H125ZM130 36V37H129ZM174 36V37H173ZM183 36V37H182ZM246 36V35H245ZM30 37V36H29ZM232 37V38H231ZM20 38H23V39H20ZM80 38V39H79ZM89 38V39H88ZM130 38V39H129ZM163 38H165V39H163ZM172 38V39H171ZM225 38V39H224ZM247 38V37H246ZM15 39V40H14ZM17 39H19V40H17ZM86 41H85V40ZM88 39V40H87ZM124 39H128V40H124ZM158 39V40H157ZM167 39H170V40H167ZM256 39H254V40H256ZM80 40V41H79ZM220 40V41H219ZM261 40H262V42H261ZM85 41V42H84ZM88 41V42H87ZM219 41V42H218ZM235 41L234 42H232V44L233 43H235ZM5 42V43H4ZM11 42V43H10ZM79 42H80V44H79ZM81 42H84V46L81 44ZM102 42V43H101ZM128 42V43H129ZM142 42V43H141ZM217 42V43H216ZM260 44H259V43ZM76 43H77V45H76ZM101 43V44H100ZM105 43V44H104ZM116 43V44H115ZM134 43V44H133ZM213 43V44H212ZM216 43V44H215ZM236 43H237V41H236ZM257 43V46H258V48H257V46H255L254 47V44H256ZM23 44V43H22ZM74 44V46H72ZM78 44L79 45H81V46H78ZM87 44V45H86ZM103 44V45H102ZM123 44H126V46L125 45H123ZM135 44H137V45H135ZM139 44H141L140 45V47H142V48H144V49H146V50H144L143 51V49L142 50H139V49H141L140 47H137V46H139ZM202 44H200V45H202ZM228 44V45H229ZM231 44V45H232ZM253 44V45H252ZM15 45V46H16ZM17 45V46H18ZM105 45V46H104ZM131 45H133V47L131 46ZM137 47V48H134L135 46ZM151 45L153 46L152 48H151ZM173 46V47H171V46ZM259 45H261V46H259ZM87 46V47H86ZM108 46V47H107ZM110 46H112L111 47V49H110ZM128 46H130V48L128 47ZM170 46V47H169ZM206 46V47H207ZM253 46V47H252ZM124 47H126V48H124ZM162 47V48H161ZM201 47V48H202ZM215 47V46H214ZM70 48V49H69ZM113 48V49H112ZM114 48H116V49H114ZM128 48V49H127ZM55 49V50H54ZM98 49V50H97ZM126 49V50H125ZM172 49V50H173ZM261 49V50H260ZM84 50V51H83ZM133 50V51H132ZM134 50H137V51H134ZM171 50V51H172ZM175 50V49H174ZM207 50V51H206ZM209 50V51H208ZM217 49H215V51H216ZM223 50H224V53H223ZM258 50V51H257ZM51 51V52H50ZM86 51V52H85ZM119 51V52H118ZM176 51V50H175ZM204 51V52H203ZM205 51H206V53H207V55H205L206 53H205ZM27 52V53H26ZM31 52V53H30ZM50 52V53H49ZM80 52H82V53H80ZM85 52V53H84ZM88 52H90V55L89 54H87ZM95 52V53H94ZM107 52V53H106ZM110 54H109V53ZM112 52V53H111ZM114 52V53H113ZM161 52V51H160ZM177 53H178V51H176ZM176 52H174V53H176ZM203 52V53H202ZM221 52H222V54H221ZM249 52L251 53L252 52V54L250 55L249 54ZM259 52H260V55L259 56H257V54H259ZM33 53V54H32ZM39 53H41V54H39ZM80 53V54H79ZM197 53H196V55H197ZM219 53V54H218ZM227 53H229V54H227ZM254 53H257L255 56L253 55ZM47 54V55H46ZM83 56H82V55ZM84 54H87V55H84ZM97 54V55H96ZM156 54V55H155ZM204 54V55H203ZM209 54L212 56H210L211 57V59H210V57H209ZM223 54H225V55H223ZM249 54V55H248ZM78 55H81L80 57L78 56ZM88 55H89V57H88ZM97 57H96V56ZM183 55V54H182ZM220 55V58L218 57ZM233 55H236V57L234 56V58H235V60L233 59H231V57ZM246 55V56H245ZM252 55H253V57H252ZM87 56V57H86ZM117 56V57H116ZM191 56V57H190ZM198 56V55H197ZM208 56V57H207ZM215 56V57H214ZM224 56L225 57H227L226 58V60L228 59V57H229V59L227 60V61H229V62H227L228 64L230 63V65H229V67H228V64H226V63H223L224 61H226L225 59H224ZM231 56V57H230ZM238 56H241V58L239 57L238 58ZM251 56V57H250ZM17 57V58H16ZM48 57V56H47ZM83 57H85L84 59H82ZM95 57V58H94ZM104 57V58H103ZM149 57V58H148ZM201 57V58H200ZM255 57V58H254ZM259 57V58H258ZM261 57V58H260ZM30 58V59H29ZM33 58V59H32ZM43 58V59H42ZM81 58V59H80ZM107 58V59H106ZM188 58H190V59H188ZM192 58V59H191ZM198 58V59H197ZM200 58V59H199ZM204 58V59H203ZM206 58H209V60L208 59H206ZM217 58V61H218V59L220 60V59H222L223 60V62H222V64H224V68L222 67V64H220L219 66H221V68L219 67V66H217V65H214L215 67L217 66V68H215L213 65L212 66H210L211 64H212V61L214 60L215 61V59ZM250 58V59H249ZM258 58V59H257ZM28 59V60H27ZM184 59H186V60H184ZM193 59H194V61H193ZM205 59L207 60V62L208 61H210V60H212L211 62H209L208 63V65H206L207 64V62L205 61ZM238 59V60H237ZM244 59H246V61L245 62H247V63H252L253 62V60L254 61H256V60H258V61H256L257 63H260V66H259V64H254V67L253 68H255V69H253L252 67H249L248 68V65H251V64H248L246 67H247V69H246V67H244L243 66V64H246L245 62H242L241 63V61ZM251 60V61H249V60ZM97 60V61H96ZM104 60V61H103ZM115 60H118L117 62H115ZM188 60H190V61H188ZM196 60H202L204 63H206V64H204L202 61H200L199 63L196 61ZM241 60V61H240ZM263 60V61H262ZM32 61V62H31ZM34 61V62H33ZM85 61V62H84ZM94 61V62H93ZM96 61V62H95ZM99 61V62H98ZM191 61H193V62H191ZM213 61V62H214ZM234 61H237V62H234ZM260 61V62H259ZM78 62V63H77ZM84 62V63H83ZM156 62H159L158 60L156 61ZM188 62H190V63H188ZM194 62H196V63H194ZM202 62V63H201ZM232 62H234L233 64L235 65V63H236V67H230V66H233L231 63ZM238 62H240V63H238ZM256 62H253V63H256ZM76 63L79 65H76ZM80 63V64H79ZM83 63V64H82ZM91 63H93V64H91ZM113 64V66H112V64ZM116 63H118V64H116ZM123 63V64H122ZM125 63V64H126ZM188 65H187V64ZM238 63V64H237ZM39 64V63H38ZM121 64L123 65L122 66V68L120 67L121 66ZM194 64H195V67H194ZM242 66H240V65ZM75 65V66H74ZM95 65H97V66H95ZM115 65V66H114ZM238 65L240 66V67H238ZM256 65H258V66H256ZM1 66H2V64H0V102L1 101H3V103H5V102H7V104H12V103H15V102H17V98L16 97H12L11 96V94L12 93H15L16 92V94H17V92H18V90L21 88V87H23V85H20V83L18 84V78H13L12 77V73H14L13 71H11V72H7L6 74H4V72L2 73L1 72ZM73 66V67H72ZM93 66V67H92ZM119 66V67H118ZM182 66H185L186 67V69H184L185 67H182ZM257 68H256V67ZM21 67V68H20ZM26 67L27 66H25V65H22V66H19V67H17V72H19V73H24V72H27V70L28 69H26ZM74 68L75 69V71L72 69V68ZM105 67V68H106ZM173 67V68H172ZM178 67V68H177ZM182 67V68H181ZM219 67V68H218ZM225 67H227V68H225ZM245 69H244V68ZM28 68H30V67H28ZM70 70H69V69ZM109 67H107V69L106 70H113L112 68L110 69H108ZM117 68V69H116ZM175 68H177L175 71H174V69ZM193 68V70L195 69V71H193V70H191ZM252 68V69H251ZM21 69H23V70H21ZM72 69V70H71ZM173 69V70H172ZM237 69H240V70H237ZM78 70V71H77ZM170 70H172V72L170 71ZM178 70V71H177ZM185 70V71H184ZM191 70V71H190ZM234 70V71H233ZM247 70L249 71V72H247ZM162 71H164V67H163V69H162ZM177 71V72H176ZM193 71V72H192ZM71 72H73L72 74H70ZM80 72V74H78ZM176 72V73H175ZM192 72V73H191ZM207 72H210V73H207ZM223 72L224 73H226L225 75H229V76H231V75H233L232 77H234V75H235V77L236 78H238L237 76L239 75L240 77H241V79L242 80H240V77L238 78V80L237 79H232V80H235L234 82L231 80L230 81V78H232V77H229V76H225V75H223ZM231 73V75L230 74H227V73ZM234 72V73H233ZM236 72V73H235ZM240 72V73H239ZM243 74H242V73ZM45 73V74H44ZM46 73H47V75H46ZM77 73V74H76ZM239 73V74H238ZM261 74V75H258V74ZM2 74V75H1ZM34 74H36V72H34ZM48 74H51V75H48ZM54 74V75H53ZM178 74H180V73H178ZM182 74V73H181ZM193 74H194V77H193ZM241 74V75H240ZM264 74V73H263ZM53 75V76H52ZM75 77H74V76ZM168 75L166 74V77H168ZM182 75V76H183ZM192 75V76H191ZM199 75H197V77L199 76ZM221 75H223V76H225V79L223 78V76H221ZM72 76H73V78H72ZM263 76V75H262ZM10 77H12V78H10ZM48 77V78H47ZM59 77H61L62 79H64L63 81H62V79L60 78L59 79ZM165 77V78H166ZM189 77H191V78H189ZM10 78V79H9ZM28 78H30V76L28 75V76H24L23 78H21V79H23V80H25V79H28ZM37 78H39V79H37ZM227 78H229V79H227ZM14 79V80H13ZM54 79V80H53ZM61 80V81H60ZM222 80V81H221ZM224 80V81H223ZM226 80V81H225ZM229 80V81H228ZM4 81V82H3ZM15 81V82H14ZM17 81V82H16ZM47 81V82H46ZM48 81H50V82H48ZM52 81V82H51ZM139 81H143V82H140L139 83ZM145 81V82H144ZM151 81V80H150ZM197 81H199V78H198V80ZM242 81H243V83H242ZM9 82V83H8ZM11 82V83H10ZM138 82V83H137ZM212 82H216L217 83V85L215 84V83H212ZM229 83V88H228V90L225 88V89H221V88H217V87H220L221 85L222 86H224L225 87V85H223L224 83ZM238 82H240V83H238ZM245 82H246V87L244 86L243 87V89H242V86L245 84ZM252 82V81H251ZM264 82V81H263ZM2 83V84H1ZM66 83V84H65ZM72 83V84H71ZM218 83L220 84L219 86H218ZM223 83V84H222ZM225 83V84H226ZM241 83H242V85H241ZM67 84H70V85H67ZM114 84V85H113ZM117 84V83H116ZM119 85H115V83H112V85H110L111 86V88H114V87H119V86H122V87H124V85H127L126 84V82H124V83H118ZM140 84V85H139ZM190 84H188V86H189V89L191 88V85ZM198 84V83H197ZM231 84H233L232 86H230ZM235 84H237V87L239 86V87H241V88H239L238 87V89H237V87H233ZM240 84V85H239ZM12 85V86H11ZM19 85V86H18ZM42 85V86H41ZM60 85V86H59ZM63 85V86H62ZM64 85H65V87H64ZM67 85V86H66ZM72 85V86H71ZM147 86V87H145V86ZM150 85H151V83H150ZM253 85V84H252ZM62 86V87H61ZM109 86V87H110ZM143 86H144V88H143ZM197 85H193L192 84V88L190 89V90H192L194 87H196ZM199 86V85H198ZM206 86H208V85H206ZM221 86V87H222ZM227 86V85H226ZM69 87V88H68ZM139 87V88H138ZM140 87L142 88V89H144V91H143V98L142 99H140L139 100V98H136L135 97V95H133L132 96V94L134 93H137V91L136 90H138V89H140ZM149 87H151V86H149ZM224 87H222V88H224ZM231 87H233L234 89H232ZM247 87H249V88H247ZM6 88H8V89H6ZM62 88H63V90H62ZM244 88H246V89H244ZM5 89H6V91H5ZM27 89H29V88H27ZM47 89H49V90H47ZM133 89H134V91H133ZM186 89H188V87L186 88ZM239 89H241V90H239ZM248 89V90H247ZM8 90V91H7ZM62 90V92H58V91H61ZM66 90H65V92H66ZM223 90V91H222ZM234 91L233 93L231 92V94H229L230 93V91ZM239 90V91H238ZM245 90V91H244ZM54 91H55V93L56 92H58V93H56V94H54ZM242 92V95H241V92ZM64 92V93H65ZM99 92H100V94H99ZM148 92L150 93H153V95L152 94H150L151 95V97L148 95ZM155 92V93H154ZM156 92H157V96L159 95V94H161V95H159L160 97L162 96V98H164V100L163 99H161L160 97V100L158 99V97H156L155 96V94H156ZM191 92V91H190ZM229 92V93H228ZM236 92V93H235ZM238 92H240V93H238ZM7 93V94H6ZM19 93V92H18ZM51 93V94H50ZM59 93H60V96H59ZM45 94H47V95H45ZM49 94V95H48ZM216 94H218V93H216ZM233 94V95H232ZM3 95V96H2ZM57 95V96H56ZM167 95V94H166ZM165 95V96H166ZM167 95V96H168ZM97 98H96V97ZM102 97L104 100L102 101V102H99V104H101V105H99L97 102H98V98L99 97ZM155 97V98H153V97ZM130 97V98H129ZM171 97V98H170ZM184 97V96H183ZM217 97H218V99H217ZM55 98V99H54ZM60 98V99H59ZM153 98V99H152ZM47 99V100H46ZM58 99V100H57ZM60 100L59 101V103H61L63 100ZM173 99V100H172ZM194 99V98H193ZM217 99V100H216ZM12 100H14V101H12ZM56 100V101H55ZM96 100V101H95ZM101 100V99H100ZM99 100V101H100ZM174 100H176V101H174ZM181 100H182V97H181ZM219 100V101H218ZM12 101V102H11ZM81 101H83V103H81ZM108 102L107 104L105 103V102ZM200 103H199V102ZM218 101V102H217ZM222 101V102H221ZM18 102H19V99H18ZM79 102V103H78ZM110 102V103H109ZM159 103V107L157 106V103ZM163 103V104H161V103ZM208 102H211V103H209V105L210 104H212V103H214V105H218L217 106V111H220V113H223L224 114V116H226V117H222V118H220V119H213V120H207V119H205V118H202V117H200V116H202L203 115V113H206V112H208V110H204V108L206 107V106H208ZM216 102V103H215ZM223 102H225L226 104L228 103V105L230 104V106L228 107V105H225V103H223ZM78 103V104H77ZM94 103H96V104H94ZM106 105H105V104ZM127 103H129V104H127ZM153 103V104H152ZM154 103H156V104H154ZM195 103H197V104H195ZM218 103V104H217ZM223 103V105L226 107V109L225 108H223L224 106H221V104ZM95 105V106H92V105ZM103 104V105H102ZM109 104H111L112 106H113V108H112V106L110 107V109H112L113 111H110L108 108H109ZM127 104V105H126ZM131 104V105H130ZM165 104H166V107L168 108H165ZM175 104H177V105H175ZM122 107H121V106ZM170 108H176V107H172V106H177V108H176V110L175 109H169V107ZM183 107H181V106ZM76 106H78V107H76ZM119 107V109H118V107ZM127 106V107H126ZM155 106H157L158 107V110H157V107H155ZM161 106V107H160ZM163 106V107H162ZM201 106H203L204 108H202ZM221 106V107H220ZM72 107H70V108H72ZM103 107V108H102ZM107 107V108H106ZM182 109H181V108ZM227 107H228V109H227ZM95 108L97 109L96 110V112H95ZM101 108H102V111H99V110H101ZM106 108V109H105ZM123 108V109H122ZM160 108V109H159ZM162 108H165V109H162ZM184 108H186V109H188V110H184ZM201 110H203L202 112H200V113H198L199 112V110L200 109ZM221 108V109H220ZM72 109H74V108H72ZM74 109V110H75ZM99 109V110H98ZM121 109V110H120ZM167 109V110H166ZM199 109V110H198ZM219 109V110H218ZM105 110V113H103V111ZM116 110H119V111H116ZM178 110V111H177ZM183 110H184V112H183ZM197 112H196V111ZM228 110V111H227ZM230 110V111H229ZM260 110V111H259ZM93 111H94V113H93ZM115 111H116V113H115ZM192 111H194V112H192ZM226 113H225V112ZM113 112L115 113V114H113ZM229 112V113H228ZM1 111H0V116H1ZM106 113H108V114H106ZM113 115H112V114ZM192 113L193 114H198V116L200 117H198L197 115H194L196 118L194 119V116H192ZM217 113H219V112H217ZM103 114V115H102ZM112 115V118H111V116H109V115ZM226 114H229V115H226ZM102 115V116H101ZM104 115H107V116H104ZM114 115H116V116H119V118L118 117H115ZM219 115V114H218ZM222 115V114H221ZM109 116V117H108ZM229 116H231V117H229ZM101 119H100V118ZM106 117V118H105ZM114 117V118H113ZM167 117V116H166ZM182 117H184V118H182ZM86 119H87V117H85ZM84 118V120H86ZM168 118V117H167ZM198 118V119H197ZM98 119V120H97ZM114 119V120H113ZM116 119V120H115ZM201 119V120H200ZM204 119V120H203ZM97 120V121H96ZM111 120V121H110ZM118 120V121H117ZM122 122V121H124V122H122V123H120V124H122L121 126H120V124L118 123V122H120V121ZM181 120V121H180ZM207 120V121H206ZM86 121H88V120H86ZM115 121V123H113V122ZM108 122H109V124H108ZM116 122H117V124H116ZM171 122V123H170ZM172 122L173 123H175V122H178V123H175V124H173V125H175L174 127H173V125H172ZM129 123V122H128ZM166 123H167V125L169 124V125H172L171 127H169L168 126V128L166 127ZM180 123V124H179ZM86 124V125H85ZM94 124V125H93ZM115 124V125H114ZM176 124L178 125L179 124V126L177 127L176 126ZM91 125V126H90ZM98 125V126H97ZM113 125H114V127H113ZM118 125V126H117ZM124 125V126H123ZM144 125V124H143ZM163 125V126H162ZM165 125V126H164ZM112 126V127H111ZM105 127V128H104ZM115 127H117V128H115ZM121 127V128H120ZM166 127V129H164ZM175 129H173V128ZM176 127H177V129H176ZM109 128V129H108ZM114 128V129H113ZM124 128V129H123ZM170 128H172V129H170ZM196 128H199L201 131L200 132H196V131H194ZM90 129V130H89ZM189 130V132H186V131H188ZM260 133V132H259ZM254 134V135H252L251 134V136H249L248 135V133H247V135H245V136H248V138L250 137V139H254V137H256V138H258V139H262L263 137H264V134ZM250 134V133H249ZM235 135H237V134H235ZM254 136V137H253ZM14 137V138H13ZM241 137V136H240ZM262 137V138H261ZM15 138H17V139H15ZM63 138V139H62ZM20 139V140H19ZM12 141H10V142H12ZM20 141V144L18 143ZM24 142V143H23ZM87 142V143H86ZM23 143V144H22ZM19 144V146L17 147V145ZM25 144V145H24ZM15 145V146H14ZM11 146V147H10ZM22 148H21V147ZM204 146H208V147H203V149H206V148H209V146L210 147H212V144H205ZM13 148V149H12ZM232 148H237V146H234V147H232ZM11 149V150H10ZM16 149H18V150H16ZM20 149V150H19ZM141 149H143L142 151H140V153H139V151H136V150H141ZM148 149V150H147ZM170 149H172V150H169V149H166L167 151L169 150L170 151V153H169V151H168V153L170 154V156L172 157V156H174V157H186V159H187V157L189 156H187V155H183V154H180V152H178V150L179 149H173V148H170ZM7 150V152H5ZM14 152H13V151ZM145 150H147V151H145ZM233 150V149H232ZM256 150H258V149H256ZM262 150V149H261ZM10 151V153L8 154V152ZM171 151L172 152H175V153H171ZM201 151V150H200ZM202 151H204V150H202ZM5 152V153H4ZM51 152H52V154H51ZM55 152H57L58 154H62V153H68V156L69 157H64V155H66V154H62L63 156H61V157H59V156H53V154L55 153ZM135 152V153H134ZM137 152H138V154H137ZM12 153V154H11ZM16 153H19V154H15ZM179 153V154H178ZM200 153V152H199ZM3 154H5V155H3ZM7 154V155H6ZM197 154V153H196ZM9 155H10V157H9ZM12 155V156H11ZM25 156V158H23L22 159V157H24ZM67 156V155H66ZM130 156H132V155H130ZM167 156V155H166ZM28 159H27V158ZM19 158V159H18ZM30 158V159H29ZM32 158V159H31ZM68 158L70 159V160H68ZM118 158V159H119ZM190 158H191V156H190ZM27 159V160H26ZM64 159V160H63ZM137 159H139V158H137ZM185 159V158H184ZM66 160H68V162H66ZM76 160V161H75ZM83 160V161H82ZM140 160V159H139ZM181 160V159H180ZM72 161V162H71ZM82 161V162H81ZM86 161H89V163H87ZM152 161V160H151ZM162 161V159H160V158H156V159H154L153 161H152V163H155V162H161ZM7 162V163H6ZM11 162V163H10ZM13 162L15 163L14 165H13ZM86 162V163H85ZM32 165V166H31ZM26 166V167H25ZM255 166H252V165H248V166H237V165H233L232 164V166L230 165V164H228V166H226L225 167V169H222V170H227V172H229V173H232V174H241V173H247V171L248 172H250L251 171V169H253ZM236 168V169H235ZM238 168V169H237ZM246 168V169H245ZM247 168L249 169L250 168V171L249 170H247ZM261 169V170H260ZM262 169H263V171H264V168H258L257 170L258 171H262ZM243 170L245 171V170H247V171H245V172H243ZM256 170V169H255ZM62 171V172H61ZM242 171V172H241ZM171 172V171H170ZM226 172V171H225ZM49 174V175H48ZM135 176V178H139V177H137L136 175H134ZM59 177H62V178H59ZM59 178V179H58ZM64 178V179H63ZM66 179V180H65ZM81 182H83V183H81ZM166 182V183H165ZM168 181H164V192H165V189H166V186L168 187L167 188V191H169L170 189L169 188H171V187H169V186H173L174 188V190L176 191V188L178 189V191L179 190H182V188L180 187V186H178V185H176V184H179V183H175V182H171V184H168L167 183ZM175 183V185H172V184H174ZM178 186V187H177ZM259 186L260 185H258V188H256L257 190L259 189ZM180 187V188H179ZM260 188H261V186H260ZM169 189V190H168ZM172 189V188H171ZM255 189V190H256ZM174 190H171V191H174ZM78 191V192H79ZM180 192V191H179ZM123 193V194H124ZM142 193V194H141ZM255 195H256V197H259V198H256L255 197ZM255 195H252L253 197H251V199H250V196H247V195H242L241 197V199H243V201H245V202H243V201H241V202H243V203H241V204H236V205H226V206H221V209L222 208H230V209H234V208H243L244 206L246 207H249V209L250 210H252V212H254V214H256V216L254 215V214H251L253 217L252 218H248L249 220H246L247 218H245V219H242V218H234L232 221H228V220H225V219H222V218H219V217H216V218H206L201 212H198V211H189L188 213H181V212H179V210L178 209H176L175 208V206H178V205H180L178 202H176V200L175 201H171V200H168V198H165L164 200L163 199H161L160 201L162 202V203H160L159 202V204H158V206H156V207H161V208H164V210H166L167 212H169V213H173L174 215H178V216H182L183 218V220H185V221H190L192 218H196L197 220H199V221H201V222H204V223H211V222H214V223H216L219 227H220V229L221 230H223V231H227L226 232V234H224L223 232H222V234L219 236V234H218V236H217V240L216 241H214V240H212L210 237H208L207 236V234H206V232H204V233H201V235H199V236H192V237H189V238H186V241L187 242H189V240H194V242H197L198 240H201V242L203 243V244H207V245H216L217 247H221L222 246V239H225V238H227V237H229V238H231V240H232V242H234V241H237V240H240L241 238H243L244 236H246L247 235V233H249V232H252V233H254V235L255 236H257V235H259V234H261L262 232H264V218L262 219L261 217H257V216H259V215H261V211H264V202H262V203H260V202H258V200L259 199H261L260 198V196H261V194H259V193H255ZM263 196V195H262ZM247 197H249V198H247ZM253 198V199H252ZM263 198V197H262ZM257 200V202H254V201H256ZM251 200V201H250ZM252 200H254L253 202H252ZM259 201H261V200H259ZM262 201H264V199L262 200ZM38 202V203H37ZM84 202H86L85 200H84ZM156 202H154V204H155ZM153 204V205H154ZM156 204V205H157ZM244 204V205H243ZM20 205H24V206H27L28 208H32V207H34L35 206V208L37 209V211H38V214H42V213H47V214H49V215H53V216H57V215H60L61 213H63V212H74V213H77V212H79V211H83L84 209L83 208H80V209H67V210H64V211H56V210H52L51 208H49L48 206H47V204H45V203H41V202H39V201H35V203H34V201H32V202H30V201H27L26 203H22V204H20ZM155 206V205H154ZM188 207H186V208H193L192 206H196V205H187ZM244 207V208H245ZM177 210V211H176ZM259 212H261V213H259ZM257 214H259V215H257ZM235 227H240V229H239V231H234L233 229L235 228ZM228 231H230V232H228ZM144 233H146V234H148V237H149V235H155V234H157V235H155L154 237H151V239L152 240H159V239H163L164 238V240L166 239V240H173L174 242H175V246L176 247H178L182 242H183V240L184 239H178V238H175L174 236L172 237V235L171 234H168L167 232H164V233H157V232H155L154 230H151V229H147ZM219 233V232H218ZM21 240H23V238H21ZM28 240V239H27ZM4 241V243H6V242H8V241H5V240H0V242H3ZM63 243H73L72 241L70 242L69 240H65V241H63V242H60L59 244H63ZM74 243H76L77 244V242H75L74 241ZM263 244V243H262ZM178 249V248H177ZM177 251L178 250H176V253H177ZM179 252V251H178ZM246 253L248 252V251H245ZM175 255V254H174ZM178 255V256H177ZM175 256H176V259H175ZM175 256H171V257H173V259L174 260H177L178 261V259L177 258H179L181 255H179L178 253L175 255ZM183 258V257H182ZM182 258H179L180 259V261L177 263V262H174V263H171V264H184L185 262H183V261H181L182 260ZM189 258V259H188ZM235 258H238L237 260H240V259H245V260H248V261H250L251 262V264H264V261L262 260V261H260V260H255V259H253V258H251L250 256H248V255H243V256H237V257H235ZM166 259H169L168 257L166 258ZM172 259V258H171ZM172 259V260H173ZM185 259L187 260H189L190 261V259L192 260V259H197L196 257H195V255L192 257V256H187V257H185ZM202 259H205V258H202ZM170 260V259H169ZM187 260V261H188Z\"/></svg>", "mask_w": 264, "mask_h": 264}, {"label": "crops", "instance_id": "crops-1", "mask_svg": "<svg viewBox=\"0 0 264 264\" xmlns=\"http://www.w3.org/2000/svg\"><path fill=\"white\" fill-rule=\"evenodd\" d=\"M147 229H149V228H146L145 229V231L147 230ZM151 230H154V229H151ZM155 232H157V233H164V232H158V231H156V230H154ZM155 235H157V234H155ZM155 235H149L150 236V238L151 237H154ZM63 244H65V243H63ZM63 244H60V245H63ZM66 244H68V243H66ZM68 248H70V246H68ZM81 250H90V251H95V250H93L92 248H90V247H84V248H82ZM153 257H160V258H164V257H162V255H158V256H153Z\"/></svg>", "mask_w": 264, "mask_h": 264}]
</instances>
